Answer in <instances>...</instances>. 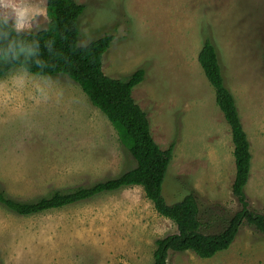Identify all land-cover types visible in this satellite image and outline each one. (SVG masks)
<instances>
[{
    "label": "rangeland",
    "instance_id": "obj_1",
    "mask_svg": "<svg viewBox=\"0 0 264 264\" xmlns=\"http://www.w3.org/2000/svg\"><path fill=\"white\" fill-rule=\"evenodd\" d=\"M76 1L84 4L78 44L114 37L103 73L124 79L144 69L131 95L160 148L173 144L165 201L193 193L202 231L216 233L240 204L231 190L230 127L197 60L210 38L249 143L248 207L264 213V0ZM12 2L44 10L22 31L48 25L46 0ZM6 12L0 8V16ZM134 164L107 117L66 75L14 66L0 77V189L7 196L34 200ZM175 232L138 185L27 216L0 204V264H152L155 240ZM167 264H264V235L243 221L227 249L210 258L169 251Z\"/></svg>",
    "mask_w": 264,
    "mask_h": 264
},
{
    "label": "trees",
    "instance_id": "obj_2",
    "mask_svg": "<svg viewBox=\"0 0 264 264\" xmlns=\"http://www.w3.org/2000/svg\"><path fill=\"white\" fill-rule=\"evenodd\" d=\"M83 10L84 4L76 0H46L49 23L45 28L17 33L11 28V23L0 27V31L7 33L0 36V77L14 66L37 75H66L107 117L135 164L116 176L91 185L54 189L29 201L14 200L0 189V204L27 216L138 185L152 202L155 211L176 225L175 233L155 240L152 264H167L169 251L190 250L201 258H210L231 245L243 221L264 235V213L248 207L244 192L250 171L249 143L233 96L224 84L218 54L210 38H204L197 60L214 89L215 102L230 127L235 161L231 190L240 204V209L216 233L202 231L193 193L189 192L173 203L165 201L162 185L172 158L173 144L166 149L160 148L152 136L145 111L131 95L133 87L143 80L144 69L139 67L124 79L105 75L101 67L102 55L114 37L104 34L85 45L78 44L77 21ZM6 50L8 55L4 54Z\"/></svg>",
    "mask_w": 264,
    "mask_h": 264
},
{
    "label": "clouds",
    "instance_id": "obj_3",
    "mask_svg": "<svg viewBox=\"0 0 264 264\" xmlns=\"http://www.w3.org/2000/svg\"><path fill=\"white\" fill-rule=\"evenodd\" d=\"M0 8L10 10V12H6L4 15L0 16V27L9 25V21H11V28L17 33L24 30L32 18L44 12V10L39 7L24 3L15 4L12 0H0ZM6 35V32L0 31V36ZM4 54L8 55V51L6 50ZM37 91H42L39 85H37Z\"/></svg>",
    "mask_w": 264,
    "mask_h": 264
}]
</instances>
